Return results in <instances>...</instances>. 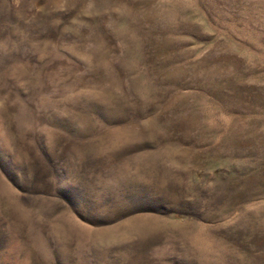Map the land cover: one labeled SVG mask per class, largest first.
<instances>
[{
  "label": "rangeland",
  "instance_id": "1",
  "mask_svg": "<svg viewBox=\"0 0 264 264\" xmlns=\"http://www.w3.org/2000/svg\"><path fill=\"white\" fill-rule=\"evenodd\" d=\"M0 264H264V0H0Z\"/></svg>",
  "mask_w": 264,
  "mask_h": 264
}]
</instances>
